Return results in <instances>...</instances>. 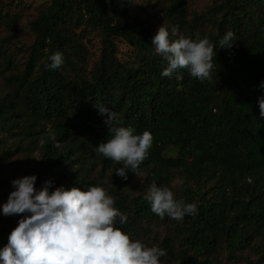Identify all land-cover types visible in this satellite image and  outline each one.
Instances as JSON below:
<instances>
[{
    "label": "trees",
    "instance_id": "1",
    "mask_svg": "<svg viewBox=\"0 0 264 264\" xmlns=\"http://www.w3.org/2000/svg\"><path fill=\"white\" fill-rule=\"evenodd\" d=\"M187 1L156 0L170 40L198 32L216 46L211 82L187 69L161 75L167 62L152 45L158 27L133 17L130 0H52L30 22L27 46L5 33L20 15L0 9V206L12 181L29 175L37 190L45 181L53 189L101 186L128 216L116 227L165 249L161 264H264V0H211L193 13ZM228 30L233 47L219 48ZM93 32L102 38L97 58ZM116 38L132 48L128 59ZM57 51L64 63L50 69ZM101 105L134 134H152L138 170L146 191L154 179L195 203V215L161 219L135 185L140 176H117L123 165L95 151L111 138ZM173 147L179 152L169 158ZM23 215L0 219V250Z\"/></svg>",
    "mask_w": 264,
    "mask_h": 264
},
{
    "label": "clouds",
    "instance_id": "2",
    "mask_svg": "<svg viewBox=\"0 0 264 264\" xmlns=\"http://www.w3.org/2000/svg\"><path fill=\"white\" fill-rule=\"evenodd\" d=\"M172 35H176L175 30ZM169 37L168 29L162 25L152 38L155 53L167 62L161 75L170 78L177 70L187 69L200 82H211L216 46L210 39L201 38L198 32L194 39ZM234 40L235 33L228 30L219 40V48L231 49ZM50 60L48 67L58 69L64 56L57 51ZM260 86L264 88V82ZM258 104L260 116L264 117V97L258 98ZM97 107L106 116L104 123L111 138L100 143L95 151L123 165L115 169L117 176L126 180L129 169L140 176L139 167L153 144L152 134H134V128L120 126L122 121L116 112L103 105ZM40 143L43 145L45 140ZM36 180L35 175H29L12 181L15 190L3 204V214L24 215L0 250V264H161L160 258L167 255L165 249L146 246L116 227L117 221L126 224L128 216L115 207V198L105 188L53 189L52 182L45 181L37 190ZM146 200L161 219L167 216L182 221L198 211L195 203L177 199L169 187L158 186L154 179L146 191Z\"/></svg>",
    "mask_w": 264,
    "mask_h": 264
},
{
    "label": "rangeland",
    "instance_id": "3",
    "mask_svg": "<svg viewBox=\"0 0 264 264\" xmlns=\"http://www.w3.org/2000/svg\"><path fill=\"white\" fill-rule=\"evenodd\" d=\"M50 1L52 0H0V9L18 13L21 17L18 25L5 31V33L11 35L20 46L32 44L33 37L30 31V22L35 19L40 9ZM187 2L190 13L194 11L201 12L211 5V0H188ZM130 11L133 17L138 16L140 21L156 25L158 28L166 24L163 15L159 12V5L156 0H130ZM90 40V51L97 58L100 54L102 38L93 32L90 34ZM116 43L120 50V57L128 59L132 53V48L119 38H116ZM135 185L143 192L146 191L145 182L141 176L136 178ZM7 217L3 214L2 206H0V219L6 220ZM155 231L161 234L164 232L163 229L159 230L157 228H155Z\"/></svg>",
    "mask_w": 264,
    "mask_h": 264
},
{
    "label": "water",
    "instance_id": "4",
    "mask_svg": "<svg viewBox=\"0 0 264 264\" xmlns=\"http://www.w3.org/2000/svg\"><path fill=\"white\" fill-rule=\"evenodd\" d=\"M178 152H179V148L178 147H173L169 151H167L166 155L169 158H173V157H175L178 154Z\"/></svg>",
    "mask_w": 264,
    "mask_h": 264
}]
</instances>
